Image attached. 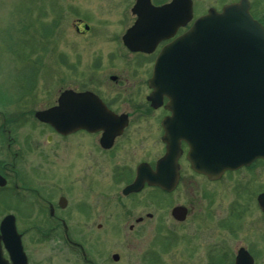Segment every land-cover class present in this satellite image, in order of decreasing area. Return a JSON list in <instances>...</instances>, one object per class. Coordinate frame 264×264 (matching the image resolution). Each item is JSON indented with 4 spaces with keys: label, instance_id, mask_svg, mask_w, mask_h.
Instances as JSON below:
<instances>
[{
    "label": "flooded vegetation",
    "instance_id": "obj_1",
    "mask_svg": "<svg viewBox=\"0 0 264 264\" xmlns=\"http://www.w3.org/2000/svg\"><path fill=\"white\" fill-rule=\"evenodd\" d=\"M138 1L141 6L145 7H164L171 2V0H109V5L107 4L106 9L115 7L111 11H109L110 9L107 11L111 14L115 13L116 20L115 22H110L107 17L101 19L100 21L104 24V27L101 26V32L96 33L112 43L110 44L111 52H108V66L119 65L122 72L126 73V75L124 73L111 72L107 75V79H104V77L95 76L94 73H88L84 77L87 81L76 83L77 79L82 81L80 78H83L76 73L74 61L67 59L64 54L59 52L61 55H56L59 63L55 66L53 74L60 72L58 68L60 64L64 65L65 71L63 74L56 73L55 78L53 76L51 83L53 84L54 92L45 106L35 109L32 108L33 105L28 107V118L32 117L31 121L34 127L29 131L32 139L26 141L24 150L19 147L18 138L20 137L16 135L13 128L7 126L12 123L11 119L9 120L7 116L0 113V224L4 218L7 220V216H13L16 230L21 234L24 251L26 249L24 238L29 232H33L34 236L37 235L39 238H47L50 235L57 236L56 233L62 232L65 241L79 251L83 264H104V262H99L100 260L97 257L87 256L84 246L79 242L70 240L67 234L73 229L69 222L71 214L68 212L71 210V205L74 208V203L68 196V192L74 189L73 178L77 172L76 166L89 167L91 171L97 170L98 165L106 169L99 175L102 181L96 180L97 182L94 183L101 188L99 193L105 198H108L109 191H112L114 196H116L117 192H120L126 198L140 195L149 190H157L169 195L171 199L166 211L169 219L175 223L184 222L190 216L188 207L182 203L172 202V195L180 186L185 171H188V174L192 177H200L206 183H216L227 176L230 178L232 175L235 177L234 175L242 174L244 179L238 180L256 185L252 192L251 201L243 202V206L240 205L238 208L236 206L231 207L225 216L228 222L222 219L223 222L221 223L209 225L212 228L211 230H199L201 235L199 234L198 239L200 241L196 246V253L198 254L196 264H264V208L258 199L259 195L264 193V159L256 158L247 165L224 171L216 179H209L206 175L191 169L189 162L186 160L188 147L185 142L181 141L182 153L177 159L178 182L173 190L167 191L144 182L137 191L123 192L124 188L134 180L139 166L154 170L158 158L166 150V143L162 139L164 134L162 121L170 114L165 108L167 99L164 97L162 104L157 107L153 106L149 99L152 89L149 87L148 80L152 74L158 52L164 44L185 31L193 19L205 13L207 9L215 8L219 10L224 5L237 0H192V20L186 26L177 28L172 37L160 40L151 50L131 49L123 40L125 32L134 24L137 18L136 13L132 11V7ZM120 2L121 4L123 2L128 7L126 20H123V15L115 11ZM250 2L252 1L250 0ZM59 4V2L56 3L57 9L50 25H48L49 33L53 31L55 34L60 26L64 24V19L72 14L71 7H66L64 3L61 6ZM198 5L206 9L197 11ZM40 11L42 12V10ZM39 22L41 23V21ZM70 24L74 31L79 34L87 33L88 30L89 33L94 31L82 19H72ZM108 26L109 29L107 28ZM39 33L42 34V31H39ZM115 40L118 41L120 49L116 50L113 48ZM36 47L35 59H42V52H44L45 48L41 37H38ZM29 56H26V58ZM12 59L15 65L20 63V61L23 62V58L19 60L18 57H12ZM102 66L100 60L93 63V67L96 69H100ZM66 67H68V73L66 72ZM35 69L31 71L29 77L25 76L26 78H22L21 82L25 81V85H20L22 89L20 96H18L19 99H25L27 93H30L26 88L29 86L33 87V78L37 70ZM96 69L93 68L94 71H97ZM128 74L133 79H138L134 85H130L129 92H127ZM71 77L72 79H70ZM85 93L96 96L101 104L109 110V112L100 113L108 119L106 120L107 122H102L105 128L89 130L82 127L87 123L88 118L95 117L93 115L97 114L89 111L91 107L87 111L86 104H75L76 95ZM63 94H68L69 105H62L63 110H59L58 115L70 120V129L68 131L54 128L35 117V113L38 110L60 107V98ZM120 105L121 107L119 108ZM21 112H26V110ZM18 115H14L12 119L15 120ZM76 125L79 127L76 128ZM38 128H44L49 131L45 135L46 142L50 143L54 140L53 154L56 158H60V162L55 160L52 163L69 167L71 175L70 180L56 178L55 191L49 192L47 196L43 194L45 189V184L43 183L44 153L39 140H36L39 135ZM62 141L69 142L70 148L68 147V150L62 148L60 143ZM137 142H139L138 148L135 145ZM125 147H130V150L126 152L124 150ZM80 148L82 149L81 151ZM79 151L80 154H87L80 158V156L78 157ZM27 152H34V157L37 159L36 163L32 164L30 160L21 162ZM92 160L94 161L91 162ZM169 173L171 174V171ZM83 178L86 179V176H83ZM117 183H123L122 187H118ZM107 185H113V189L107 190ZM236 185H238L237 180L234 184L235 188ZM11 196L18 198V200L12 201ZM20 196L32 198V200L31 202H21L19 200ZM149 201L151 204L153 203V200ZM177 206H183L185 211L182 209L180 213L174 214L173 208L175 209ZM77 207L80 210L84 209L85 215L83 217L86 218L85 221H90V218L94 217L92 201H80L77 203ZM235 210H238L239 213H235ZM152 215L150 212L144 214L145 217L149 218ZM144 216H137L135 222L140 223ZM7 224L11 225V219L7 220ZM101 225V223H96L98 228ZM79 227V230L89 229L85 223L80 224ZM129 228L132 229L133 224H130ZM206 232H223L227 235L218 233V239L208 243L204 242L208 236ZM169 249L165 247L162 250H157L156 255V251L149 252L151 249L148 247L147 253L138 256V260L134 264H160L162 256L168 257ZM25 254L27 256V264H32L29 255L26 252ZM0 256L7 264L11 263V258L2 239H0ZM150 257L153 262L150 261ZM120 258L118 253H112L110 256L111 264L118 263ZM106 262H108L107 259Z\"/></svg>",
    "mask_w": 264,
    "mask_h": 264
},
{
    "label": "rangeland",
    "instance_id": "obj_2",
    "mask_svg": "<svg viewBox=\"0 0 264 264\" xmlns=\"http://www.w3.org/2000/svg\"><path fill=\"white\" fill-rule=\"evenodd\" d=\"M57 2L60 6L64 3L66 7H71L72 14L64 19V24L54 34L53 31L48 32V25L57 9ZM252 2V14L260 17L264 24V0H252ZM108 3L109 0H0V113L7 116L9 120L11 119L12 123L7 126L13 128L16 135L20 137L18 143L21 149L24 150L26 141L32 139L29 131L34 124L31 121L32 117L28 118V107L33 105L32 108L35 109L45 106L54 92L51 81L57 73L53 74L55 66L59 63L57 54H64L67 59L74 61L76 73L83 78H80L82 81L77 79L76 83L87 81L84 77L88 73H94L95 76H101L104 79H107V75L111 72L124 73L119 65L108 66V52H111L110 44L112 43L96 34L101 32V26L104 27L101 19L107 17L110 22L116 20L115 13H109L115 7L106 9ZM127 9L128 7L120 2L115 11L123 15V20H126ZM196 10L201 11L203 8L198 5ZM72 19H82L94 31L89 33L88 30L84 34L77 33L70 24ZM107 28L109 29V26ZM39 31H42V34ZM38 37L42 38L45 48L42 52V59H35L34 56ZM113 45L116 50L121 48L117 40L113 42ZM26 56L29 57L26 58ZM12 57H18V59L21 57L19 60L23 58V62L20 61L15 65ZM98 60L103 65L100 69L93 67V63ZM63 67L64 65L61 64L58 66L60 72L57 74L64 73ZM34 69L36 71L33 87L26 88L30 93H27L25 99H19L18 96L22 89L20 85H25V81L21 82L22 78L29 77ZM66 72L68 73V67H66ZM127 77V92H129L130 85H134L138 79H133L130 74ZM23 110L26 112H21ZM16 114H19L18 117L15 120L12 119ZM38 131L39 135L36 140H39L44 153L43 183L45 189L43 194L47 196L56 188V178L70 180L71 175L69 167L52 163L55 160L60 162V158H56L53 154L54 140L50 143L45 141V135L49 131L44 128H38ZM60 143L63 149L70 148L69 142ZM135 145L138 148L139 142ZM124 150L127 152L130 147H125ZM80 151L78 155L80 158L87 154H80ZM29 160L32 164L36 163L34 152H27L21 162ZM75 168L77 172L73 178L74 189L68 192V196L74 203V208L71 205V210L68 212L71 214L69 222L73 229L67 234L70 240L84 246L87 256L97 257L99 262H104V264L112 263L110 259L112 253H118L121 257L116 264H134L138 256L147 253L148 247L151 249L149 252L156 251V255L157 250L170 248L168 257L162 256L160 264H196L198 255L196 246L200 241L199 234L201 235L199 230H211L209 225L221 223L222 219L228 222L225 216L231 207L238 208L240 205L243 206V202H250L252 192L256 187V185L238 180L242 178V174L234 175L235 177L232 175L230 178L227 176L216 183H206L200 177H192L188 171H185L180 186L172 195V202L182 203L188 207L190 216L184 222L175 223L169 219L166 211L171 199L169 195L157 190H149L126 198L120 192L114 196V193L109 191L108 198H105L99 193L101 188L94 183L97 182L96 180L102 181L99 175L106 169L99 165L95 171H91L89 167L76 166ZM83 176H86V179ZM236 180L238 185L235 188ZM117 185L122 187L123 183H117ZM106 189L112 190L113 185H107ZM11 199L12 201L18 200L13 196ZM19 200L31 202L32 198L20 196ZM85 200L92 201L94 205V217L90 218V221H85L84 209L80 210L77 207V203ZM149 200H153V203L151 204ZM148 212L153 214L152 217L144 216ZM235 213L239 211L235 210ZM139 215L144 216L143 220L136 223L135 219ZM84 223L89 229L79 230V225ZM96 223H101V227L98 228ZM130 224H133L132 229L129 228ZM218 233L227 235L223 232H206L208 236L204 242L217 240ZM56 234L57 236L50 235L47 238L34 236L33 232L26 234L25 252L29 255L31 263L83 264L79 251L65 241L63 233ZM150 261L153 262L151 257Z\"/></svg>",
    "mask_w": 264,
    "mask_h": 264
},
{
    "label": "water",
    "instance_id": "obj_3",
    "mask_svg": "<svg viewBox=\"0 0 264 264\" xmlns=\"http://www.w3.org/2000/svg\"><path fill=\"white\" fill-rule=\"evenodd\" d=\"M137 3L133 8L137 19L124 37L131 49L151 50L191 17L189 0H173L161 8ZM149 85L153 106L161 104L163 96L168 98L165 107L171 114L162 122L166 152L155 172L139 167L135 181L124 192L140 188L144 181L171 190L177 179L180 140L189 146L191 167L211 179L226 169L264 158V29L249 14L247 0L225 5L221 12L209 9L166 44L156 58ZM76 97V105L86 104L87 111L91 107L89 111L97 113L82 127L105 128L101 123L108 119L100 113L108 111L101 102L87 93ZM68 100V94H63L60 107L36 116L68 131L70 120L58 115ZM259 200L264 208V194ZM180 210L175 208L173 213ZM7 220L0 225V239L12 264H27L12 216ZM0 264H7L1 256Z\"/></svg>",
    "mask_w": 264,
    "mask_h": 264
}]
</instances>
